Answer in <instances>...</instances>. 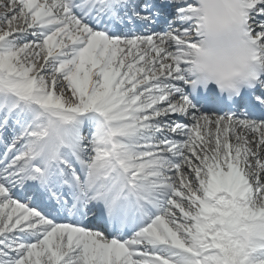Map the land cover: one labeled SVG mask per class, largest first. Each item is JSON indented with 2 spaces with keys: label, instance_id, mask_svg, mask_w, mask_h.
<instances>
[{
  "label": "bare ground",
  "instance_id": "obj_1",
  "mask_svg": "<svg viewBox=\"0 0 264 264\" xmlns=\"http://www.w3.org/2000/svg\"><path fill=\"white\" fill-rule=\"evenodd\" d=\"M66 1V0H64ZM82 2V8H88V10L94 9L96 12L99 14H102L104 10V3H100L98 6H96L98 3L96 1H89V0H80ZM1 3V2H0ZM68 6L69 3H65ZM38 0H34L33 6L31 4H28V7L33 15V20L35 22H38L42 28H46L42 30L43 33H51L50 36L47 37V40L44 42V49L43 53H52V55H58L62 51H66L69 54H73L74 56H77L78 58V64L75 65L74 68L70 67L69 70L66 69L67 67L70 66V63L72 62L71 60L68 61H63L61 63L60 68L58 69V72H63L64 75L66 73V78H65V86H69V89H64L63 93H54V94H49V92L46 93L47 99L46 100H41L38 96L39 92H34L37 90H33V83L31 80V77L34 76V71L32 70H27L26 65L28 64V61L24 60L22 61L21 57L15 56L13 59L12 57H8L6 54L0 55V77L1 79H7V81L3 82V87L0 84V98H4L5 96L8 97V99H5L6 101L3 103L8 111L13 108L14 106H21L23 108V103L20 102V98L27 100L28 102L25 101L26 106L31 105H39L40 109L43 110L44 113L47 114L48 118L51 120H54L53 125H51V131L53 134V137L50 139V147H53V143L57 142V147L62 146L64 144L65 148L70 149L73 152L79 151V147L76 145L78 138L75 137L74 133L71 132L70 134L69 131L65 133V130L63 133H61L62 125L65 124L66 122L69 123L65 125L64 127L68 126L70 127L72 124V121L75 117L76 114L83 112L82 107H87V109H96L101 111H104L106 114L111 112V115H116L118 112L122 113L120 110V102L115 103L112 107H104L98 102L101 100L102 95H101V90L97 92L93 98L90 97V90L94 88L97 84L94 83V78L95 76L101 75V84L109 89L111 86V81L115 78L116 74H113V66L115 65V61L119 62V58L116 56L111 61H107L108 57L110 55L109 49H114V45H117V41H113L112 39H106L104 33L106 30H110V27L106 24H104L101 27L100 34L96 35L93 39H88L85 42L86 43H81V40L83 37L88 34L87 29H82L79 30L77 34L73 35H67L65 36L67 29H65V25L63 24H58V21L55 19H50L49 18V12L47 10H42L40 6H38ZM13 6H10L7 9H0V14H6L8 11L11 10ZM106 9L108 11H112V6L108 2L106 4ZM79 12V11H78ZM109 20H113L110 16ZM18 16H12L10 23H11V30L13 31H21L23 24L21 23L20 20H18ZM60 25L57 27L56 25ZM27 26V25H26ZM57 27L58 29L55 30L54 28ZM262 26L260 25L259 28ZM27 28V27H25ZM148 30V29H147ZM2 31L0 33V37L2 35ZM5 33V32H4ZM81 33V36H79ZM7 34H9L7 32ZM87 39V38H86ZM161 41V40H160ZM125 43V42H124ZM128 45H133V41L128 42V44H125L126 47ZM168 45H171L168 43ZM26 48H28L26 45H22L20 47V51H25ZM76 48H80L79 52L76 50ZM31 53H25L23 58L29 59V62L31 61L32 63L29 64L31 67H34L35 69L41 64L39 61L33 60V57L36 59H40L41 57L39 56L38 53H33L31 56ZM189 55V49L185 50L183 55L178 57V59H182L184 57H187ZM70 57V56H69ZM12 59V60H11ZM191 59V58H190ZM124 61V59L122 58ZM22 61V62H21ZM120 61V62H123ZM180 61V60H179ZM107 67V69H106ZM16 71H14V69ZM14 71V72H13ZM36 71V70H35ZM19 73L20 75L16 74ZM106 74H103V73ZM122 77L119 81V85L113 86L114 88H117L120 86L122 93L119 96V100H123V105L125 107H134V105H139L140 103V94H135L132 93V88L128 90L127 86L129 85V80L127 79V76L122 73ZM31 75V76H30ZM167 78H161L159 81H155L157 85L162 82H166ZM153 86V85H149ZM147 88V95L148 98L151 97L149 91L150 88ZM75 89V91H74ZM118 90V88H117ZM120 91V90H118ZM10 95H14L13 97H10ZM29 96L33 99V101L30 100ZM77 96H81V100L77 98ZM57 101L56 103H52L53 101ZM154 100V99H153ZM63 104L64 107L60 108L62 110L68 111L65 114H61L60 111L54 110V107H61L60 106ZM159 103V101H158ZM152 100H150L147 104V107H152ZM30 108V107H29ZM118 109V110H116ZM30 112L32 114V118L37 115V110L31 108ZM104 115V113H103ZM136 116H132L129 118V120L135 119ZM139 118L137 117L136 120ZM65 120V122L63 121ZM52 124V123H51ZM53 126H58L60 129L57 131L56 128ZM63 127V128H64ZM33 128V127H32ZM34 131H36L34 129ZM200 132H198L199 134ZM249 135L252 136V139H250V144L248 145V148H252V144L254 143L253 137L255 135L251 132ZM188 138L193 139L194 135L192 133L187 135ZM237 138V137H236ZM196 139V138H194ZM244 139H242L243 141ZM59 142L62 145H59ZM258 149L253 146L252 150L248 149L245 145L246 144H241L242 148L245 150L247 149V152L249 153L250 151V156L248 158V161L245 159V164L247 167H250L252 170L255 171V173L260 177V183L255 186L254 190L251 192V194L248 196L247 200H231L230 202H225V201H220L216 204L215 208L217 211L214 210L213 216L215 218V221L212 224V221L209 223V220H205L204 223H209L210 227L206 229V240L204 239L203 242L209 243V246L204 247V243L202 241H193V244L191 247L193 248V251H198L193 252L192 250L189 249V251H192V253H195L197 255L201 254L202 252L204 253V261L199 263V262H190V264H261V258L262 256H259L261 254H251L247 255L244 253L242 246L239 242V237L241 235H244L246 231H249L253 228L254 222L257 220H262L264 222V139L262 140L261 143H259ZM44 145V144H42ZM240 145V143H238ZM44 146H41V148ZM181 147L178 145V148ZM40 148V147H36ZM196 148V147H195ZM197 149V148H196ZM226 149V145L225 148ZM105 150L102 149V155H105ZM218 152V151H217ZM176 154H183L182 155V160L186 159L188 155V151L179 149L177 150ZM219 154V152H218ZM251 162V160H253ZM43 157L40 158V160L36 161L34 165H37L39 167L44 166L45 172L48 169V165H44L45 162L43 161ZM76 164L78 167L84 168V164L80 162L78 157H75ZM53 161H56L53 159ZM100 161L102 162L100 164ZM255 162H257L255 164ZM253 163V164H252ZM91 169V180L95 181H100V175H104V159L101 158H96L95 163L93 164ZM70 169L74 170L72 167L73 165H70ZM27 167V165H26ZM30 167V166H29ZM21 173H27V171L24 169L21 171ZM18 176V175H17ZM103 183H106L104 179H102ZM262 188L261 192L258 190V188ZM202 196V195H200ZM203 198V197H202ZM243 202V203H242ZM251 202V206L248 208L245 206L247 203ZM178 211H175L174 213H177ZM191 212H193L191 210ZM190 218H196V215L193 216L191 215ZM198 220V217H197ZM168 224V223H166ZM230 226L229 228H227ZM213 231H216L214 233L213 237H211L208 240L209 234ZM200 233V229H198L197 236ZM208 236V237H207ZM160 237L165 241H167V237L163 232L160 233ZM68 246L69 248L67 251H70V243L73 240L72 236L68 237ZM139 244L142 243L141 240L137 241ZM186 242V240H185ZM157 243V242H153ZM251 243L253 246H258L260 245V239L259 237H253L251 239ZM127 246H129L127 244ZM84 247L90 248L88 252H85L88 256V261L91 262V260L94 257V251L95 248L90 246V244H87ZM211 248L212 254H210V250L208 251L207 248ZM164 252L168 255V258H170V263L167 261H163L164 264H182V261L184 258L180 257L177 253H171L167 251V249ZM104 251V252H103ZM200 251V252H199ZM101 258H102V263L101 264H111V260H115L114 263L121 264L122 262H126L128 264H132L125 252V248L123 246H117L114 247L112 244L109 247H104ZM217 257H220L221 259H217ZM185 260V259H184ZM169 261V260H168ZM181 261V262H180ZM36 264H41V262H37ZM50 264V263H49Z\"/></svg>",
  "mask_w": 264,
  "mask_h": 264
},
{
  "label": "rangeland",
  "instance_id": "obj_2",
  "mask_svg": "<svg viewBox=\"0 0 264 264\" xmlns=\"http://www.w3.org/2000/svg\"><path fill=\"white\" fill-rule=\"evenodd\" d=\"M0 9L4 8L7 9L10 6H13V8H11L10 11H8L6 14H0V33L1 31L3 32L1 37H0V55L4 54V53H10L8 55V57H12L13 54V59L15 58V56H19L21 57L22 61L26 60L28 61V64L26 65L27 70H32L34 71V77H31L32 83H33V90H37L34 92H39L38 96L41 100H46L47 96L46 93L49 92V94H54V93H63V90L65 89V85L63 84V81L61 78V76L57 73V70L55 68V64L50 61L47 60V58L41 59L43 61V68L38 70V67L35 69L34 67L36 66V64L34 65V67H31L29 64H31L32 62H29V59L23 58L22 55L25 53H35V52H41L43 51V47L41 41L39 40V38L37 37L36 33H34V31L37 30V26L36 24H32V27H30V29H32L31 33L26 32V29L24 30L23 33H21L20 31H13L11 30V17L12 16H18V20L21 21V23L23 24V26H26L28 22L32 23L31 19H29V16L26 13V3L24 1H16V0H1L0 1ZM46 3L49 4L51 7L55 6L57 3L56 0H46ZM25 28V27H23ZM5 32V33H4ZM7 32L9 34H7ZM37 40V41H36ZM41 43V44H40ZM22 45H26L28 48L25 51H20V46ZM19 51V52H18ZM12 60V59H11ZM33 60H35V57H33ZM46 60L49 63H46ZM21 61V62H22ZM40 60H38L36 63H38ZM50 63H53L52 65ZM17 68L14 69V71H16ZM36 70V71H35ZM13 71V72H14ZM16 74L20 75L19 73L16 72ZM31 76V75H30ZM2 77V76H0ZM7 81V79H1L0 78V84L3 87V82ZM98 87V86H97ZM96 87V88H97ZM96 88H93L90 90V96L93 97L97 90ZM48 94V93H47ZM30 100L33 101V99L31 98V96H29ZM78 99H80V96H77ZM20 102L23 103V108L19 109V106H16V108H12V112L11 114L13 115L8 121H4L5 119L2 118V116H0V132L2 131V129H5L8 126V137H7V141L8 144H17L18 140L21 138L23 139L25 144V149L21 150L23 151V155L20 157V160L23 161L25 154L28 153L27 149L29 148L30 142H27V136L32 135L30 129L32 127V123L30 124V126L28 128H26L25 125V121L22 120L20 117H18V115L21 112V109H23V111H29L33 106L30 104V106H26L25 105V101L28 102L27 100H24L22 98H20ZM57 101H54L52 103H56ZM21 105V104H20ZM61 107H54V110L57 111H61L64 112L62 109V107H64V105L60 103ZM21 107V106H20ZM27 107V108H25ZM30 107V108H29ZM34 109L37 110L38 115L36 116V118L33 119V123L36 125V127H38V132H42L44 131V128L46 126V122L48 120V116L46 113L43 112V110L39 109L38 107H34ZM5 111V110H4ZM2 111V112H4ZM65 113V112H64ZM32 119V118H31ZM2 176L0 175V178ZM261 191V190H260ZM178 195H175L173 197H175L177 199ZM178 200V199H177ZM193 207H196V201L193 200ZM178 222V221H176ZM175 224V222H174ZM0 225H4L2 222H0ZM182 225V224H181ZM181 225L176 226L175 227L178 228V230L173 231L175 239L178 240V233H181V230H183V232H185L186 236L188 238H186V241L189 242V239L194 240L193 238V234L191 233V230H187L186 228L182 227ZM259 229H257L258 232ZM251 232L247 231L246 232V236L250 237L252 235H250ZM214 233H212V237H213ZM185 237V236H184ZM188 239V240H187ZM184 240V238H183ZM181 241V238L180 240ZM191 243V242H190ZM188 244V243H187ZM208 244V245H207ZM205 246H209V243H206ZM209 249V248H208ZM5 250V249H4ZM9 250V249H8ZM7 251V249H6ZM2 253H0L1 256ZM30 258V257H29ZM28 255H24L20 262L18 264H30ZM217 259H221L220 257H217ZM43 264H47L46 261H44Z\"/></svg>",
  "mask_w": 264,
  "mask_h": 264
}]
</instances>
